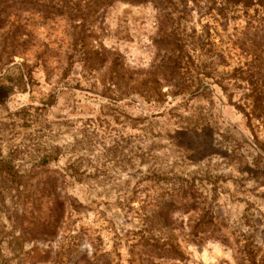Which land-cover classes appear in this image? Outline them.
<instances>
[{"label":"rangeland","instance_id":"obj_1","mask_svg":"<svg viewBox=\"0 0 264 264\" xmlns=\"http://www.w3.org/2000/svg\"><path fill=\"white\" fill-rule=\"evenodd\" d=\"M186 1L177 93L154 3L0 0V264H264L261 14Z\"/></svg>","mask_w":264,"mask_h":264},{"label":"trees","instance_id":"obj_2","mask_svg":"<svg viewBox=\"0 0 264 264\" xmlns=\"http://www.w3.org/2000/svg\"><path fill=\"white\" fill-rule=\"evenodd\" d=\"M118 0H89L84 6L85 10L90 14H96L102 9H106L113 5ZM134 5H142L146 3H154L163 14L165 20L170 23V29L165 31L163 36L158 40V44L166 50L167 61L164 65L166 74H168V82L171 84L177 93H183L188 90L192 77H190V70L186 59L190 60V55L187 47L193 46V36L186 35V22L188 16L192 13V9L188 7L186 0H122ZM220 2V6L208 9L202 16L207 17L217 12V16L226 20L231 9L241 7L245 14L250 11L254 13L255 17L260 15L259 29L264 32V0H216ZM80 5L77 6V9ZM260 47L264 48V37L260 41ZM256 55L253 57L255 58ZM257 60V59H256ZM146 84V83H145ZM155 85L152 82V86ZM156 91V87L153 88ZM169 256L173 259L183 260L182 254L172 248Z\"/></svg>","mask_w":264,"mask_h":264}]
</instances>
